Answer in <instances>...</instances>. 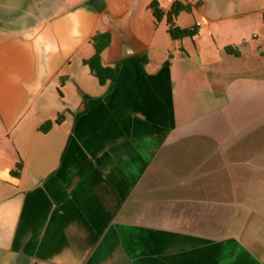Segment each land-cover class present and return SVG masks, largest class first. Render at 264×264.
I'll list each match as a JSON object with an SVG mask.
<instances>
[{"label": "crops", "instance_id": "crops-1", "mask_svg": "<svg viewBox=\"0 0 264 264\" xmlns=\"http://www.w3.org/2000/svg\"><path fill=\"white\" fill-rule=\"evenodd\" d=\"M152 1L0 0V264H264V0Z\"/></svg>", "mask_w": 264, "mask_h": 264}, {"label": "trees", "instance_id": "trees-1", "mask_svg": "<svg viewBox=\"0 0 264 264\" xmlns=\"http://www.w3.org/2000/svg\"><path fill=\"white\" fill-rule=\"evenodd\" d=\"M197 2L195 5H198ZM192 4L182 3L178 0H175L168 12L166 13V20L169 26L168 31L173 39H181L185 37H193L198 33L197 27L191 28H180L175 25L176 17L182 12H190L192 10ZM149 8L152 10L154 17L157 20H160L164 15L162 9L159 6L158 1L154 0L149 4ZM93 46L95 48V53L89 59L85 60V63L89 65L90 70L93 75H95L101 84H105L108 80H113L116 72L117 66L105 65L103 63L102 53L109 48L111 42V34L109 31L97 32L93 35L91 39ZM230 51V48H227ZM147 58L144 57L142 66L146 63ZM21 165L18 164V168ZM16 173V172H14Z\"/></svg>", "mask_w": 264, "mask_h": 264}, {"label": "water", "instance_id": "water-1", "mask_svg": "<svg viewBox=\"0 0 264 264\" xmlns=\"http://www.w3.org/2000/svg\"><path fill=\"white\" fill-rule=\"evenodd\" d=\"M104 22L111 34L108 57L110 61L137 54L145 49V44L134 32L131 9L120 15L105 13Z\"/></svg>", "mask_w": 264, "mask_h": 264}, {"label": "rangeland", "instance_id": "rangeland-1", "mask_svg": "<svg viewBox=\"0 0 264 264\" xmlns=\"http://www.w3.org/2000/svg\"><path fill=\"white\" fill-rule=\"evenodd\" d=\"M134 4V3H133ZM147 0H140L139 4L136 6L134 5V10L133 12L136 14V18L137 16L139 15V13H141L143 10L146 9V5H147ZM150 4V3H149ZM149 6V5H148ZM134 15V14H133ZM186 17H192L193 19V15L191 14H184ZM155 23L156 25L160 28V31H165L167 28H168V24H167V20H166V17L162 16L160 20H157L155 18ZM133 24H134V27H136V19H134L133 17ZM193 26H195V19H193ZM201 29H204V26L200 27V30ZM136 30V29H135Z\"/></svg>", "mask_w": 264, "mask_h": 264}]
</instances>
